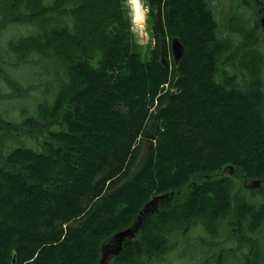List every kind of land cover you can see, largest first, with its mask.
I'll use <instances>...</instances> for the list:
<instances>
[{"label": "trees", "instance_id": "16d2710c", "mask_svg": "<svg viewBox=\"0 0 264 264\" xmlns=\"http://www.w3.org/2000/svg\"><path fill=\"white\" fill-rule=\"evenodd\" d=\"M44 1L0 0V30L17 21L36 28L8 42L16 63L33 54L53 62L58 86L36 116L10 121L0 110V140L44 138L37 149L17 140L0 157V264H97L101 244L157 195L156 210L108 264L163 260L169 232L185 223L216 234L231 199L232 224L254 232L264 204L253 199H264V184L244 199L224 190L218 174L232 165L264 180L258 20L250 28L229 21L233 44L217 35L208 0H146L154 44L145 56L127 0ZM175 35L185 55L162 65ZM220 63L233 73L218 71Z\"/></svg>", "mask_w": 264, "mask_h": 264}, {"label": "rangeland", "instance_id": "374dc122", "mask_svg": "<svg viewBox=\"0 0 264 264\" xmlns=\"http://www.w3.org/2000/svg\"><path fill=\"white\" fill-rule=\"evenodd\" d=\"M45 1V3L53 2V0ZM208 1L217 21V35L229 39L233 44H237L238 41L228 28L229 21L233 26L242 25L250 28L258 20L260 28L255 41L264 61V27L260 24V18L264 12L262 8L264 0H261L262 3L258 7L261 8L257 10L245 7L237 0ZM127 5L130 8L131 29L134 37L140 44L143 54L149 55L150 46L154 44V41L151 40L149 24L146 20V0H139V13L135 12L133 0H127ZM22 9L27 8L23 6ZM34 31H36L35 26L21 21L9 23L0 30V93L4 97L0 102V110L6 120L20 121L26 115L36 116L38 104L52 102L58 87L56 66L53 62L45 61L39 58L38 54H33L29 61L16 63L14 52L9 50L8 42L11 39L27 36ZM167 57L168 64L174 62L170 43ZM222 60L225 58L222 57ZM262 66L264 68V65ZM232 68L228 63H220L218 71L227 70L232 74ZM262 76L264 78V71ZM167 86L168 83H165L164 87L167 88ZM169 90L170 88L167 89ZM40 139L35 141L26 135L14 137L11 140L3 138L0 140V157L17 145V140H21L25 146L37 149L41 147L40 141L44 139L43 136ZM141 156L140 152L139 160L133 166L132 172L137 170ZM241 193L245 191L242 189ZM253 201L264 204V199L259 195ZM167 202L168 200H165L164 204ZM168 237L173 243L170 253L163 260L162 258L151 260L148 264H264V218L254 232L249 231L246 224L237 226L232 224V215H230L217 226L216 234H211L206 227H192L185 223L182 227L171 230ZM249 241H254L255 246L251 247Z\"/></svg>", "mask_w": 264, "mask_h": 264}, {"label": "water", "instance_id": "95a60500", "mask_svg": "<svg viewBox=\"0 0 264 264\" xmlns=\"http://www.w3.org/2000/svg\"><path fill=\"white\" fill-rule=\"evenodd\" d=\"M264 9V6L262 7ZM260 24L264 27V12L260 18ZM170 50L173 56L175 64L181 60L185 55L186 47L178 36H172L170 40ZM160 62L162 65H166L168 62L167 52L164 48L160 52ZM229 170H232V165H227ZM256 182H259L257 179ZM161 195L153 196L149 201H147L141 210L138 212L135 222L126 228L117 230L109 240L103 242L100 247V257L97 264H108L109 261L117 256L121 251L122 244L126 239H132L137 231L139 230L140 224L144 219L145 214L153 213L156 210L157 202Z\"/></svg>", "mask_w": 264, "mask_h": 264}, {"label": "flooded vegetation", "instance_id": "af4514ba", "mask_svg": "<svg viewBox=\"0 0 264 264\" xmlns=\"http://www.w3.org/2000/svg\"><path fill=\"white\" fill-rule=\"evenodd\" d=\"M257 1V0H256ZM259 3H262L259 0ZM262 6V4H261ZM261 11V10H259ZM263 14V12H262ZM220 177H224L223 182H221V185L224 190L230 191L232 195H240L244 199L249 198L252 200L253 195L249 193L250 190H256L260 188L261 185L264 184V180L262 178H250L245 173H243L238 168H232V170H229V167H224L218 174ZM258 180L259 182H256L255 180ZM222 189V188H221ZM244 190L245 193H241V190ZM169 199V197H168ZM161 198H159L158 203L160 202ZM237 202L229 204V208H221L219 211L223 214L222 220L220 221L222 224V221L226 220L230 215H233L235 212V208L237 207ZM246 205V204H245ZM243 204V206H245ZM248 206V205H246ZM237 219V218H236ZM239 225H242L241 221H239ZM201 226V225H199Z\"/></svg>", "mask_w": 264, "mask_h": 264}, {"label": "bare ground", "instance_id": "6f19581e", "mask_svg": "<svg viewBox=\"0 0 264 264\" xmlns=\"http://www.w3.org/2000/svg\"><path fill=\"white\" fill-rule=\"evenodd\" d=\"M133 5H134V9L136 13H139V2H134L133 0ZM165 49V48H164ZM165 51L167 52V50L165 49ZM231 197V196H230ZM229 206V205H228ZM223 215V214H222ZM175 230V229H174ZM135 255V254H134Z\"/></svg>", "mask_w": 264, "mask_h": 264}, {"label": "clouds", "instance_id": "9594fccd", "mask_svg": "<svg viewBox=\"0 0 264 264\" xmlns=\"http://www.w3.org/2000/svg\"><path fill=\"white\" fill-rule=\"evenodd\" d=\"M134 2H139V0H134Z\"/></svg>", "mask_w": 264, "mask_h": 264}]
</instances>
